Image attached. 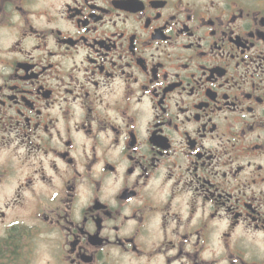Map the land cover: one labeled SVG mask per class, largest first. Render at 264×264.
<instances>
[{
	"label": "flooded vegetation",
	"instance_id": "af4514ba",
	"mask_svg": "<svg viewBox=\"0 0 264 264\" xmlns=\"http://www.w3.org/2000/svg\"><path fill=\"white\" fill-rule=\"evenodd\" d=\"M0 264H264V0H0Z\"/></svg>",
	"mask_w": 264,
	"mask_h": 264
}]
</instances>
